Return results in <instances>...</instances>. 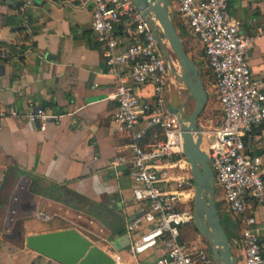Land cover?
Wrapping results in <instances>:
<instances>
[{
  "label": "crops",
  "instance_id": "1",
  "mask_svg": "<svg viewBox=\"0 0 264 264\" xmlns=\"http://www.w3.org/2000/svg\"><path fill=\"white\" fill-rule=\"evenodd\" d=\"M25 4L26 0H0V107L26 112L33 102L59 118L50 119L46 130L23 117L0 121V264H61L25 244L27 235L44 231L74 227L84 234L75 225L49 228L48 220L57 223L49 213L53 208L86 219L94 240L88 238L106 252L126 263L152 264L162 250L134 256L126 232V224L143 210L133 198L131 166L120 167L121 174L110 167L114 156H131L132 137L130 131L114 129L116 80L93 29L92 3ZM229 9L242 21V31L253 37L249 61L255 77L264 80V0H230ZM117 29L122 50L133 36L124 32L123 24ZM190 41H197L199 53L203 51L198 40ZM120 70L136 95L153 98L151 84L135 85L128 67ZM167 101L168 107H178L170 89ZM144 127L145 121H140L136 130ZM159 135V129L149 128L144 143ZM246 140L254 152L264 151V122ZM217 201L226 209L222 190ZM46 213L48 218L42 217ZM236 222L240 232L234 237V254L243 264L241 224ZM187 232L184 239L190 238Z\"/></svg>",
  "mask_w": 264,
  "mask_h": 264
},
{
  "label": "built area",
  "instance_id": "2",
  "mask_svg": "<svg viewBox=\"0 0 264 264\" xmlns=\"http://www.w3.org/2000/svg\"><path fill=\"white\" fill-rule=\"evenodd\" d=\"M89 1L94 32L104 44L108 72L116 80L114 129L130 131L132 137L131 156L120 153L110 162L118 174L120 167L131 166L133 198L143 206L140 216L126 224L132 254L160 248L162 253L152 264H215L200 233L183 238L184 227L194 222L195 183L184 155L180 120L168 107L172 66H176L164 55L153 26L162 36L161 27L154 19L152 25L134 0ZM229 2L170 0V9L179 13L187 37L202 45L196 63L220 104L221 123L212 131L201 128L202 147L209 155L226 211L240 221L243 264H264V151L254 152L246 140L264 122V80L255 77L249 61L253 37L242 31L243 23L231 13ZM32 3L26 0L25 6ZM121 24L133 36L122 50L117 33ZM167 41L164 37L166 47ZM121 66L128 67L135 85L153 86L152 99L133 92ZM11 116L40 124L43 130L50 119L59 118L33 102L26 112L0 107V121ZM140 121H145V127L136 130ZM149 128L159 129L161 137L144 143ZM112 256L116 264H130L118 254Z\"/></svg>",
  "mask_w": 264,
  "mask_h": 264
},
{
  "label": "water",
  "instance_id": "3",
  "mask_svg": "<svg viewBox=\"0 0 264 264\" xmlns=\"http://www.w3.org/2000/svg\"><path fill=\"white\" fill-rule=\"evenodd\" d=\"M136 6L153 24L158 21L162 36L155 26L154 30L164 55L171 57L163 43L165 37L180 64L179 73L174 66L172 71L189 89L196 105L189 116L183 115V109L169 105L181 123L184 155L191 165L195 183L193 201L194 224L211 248L215 264H238L234 255L230 237L222 223L217 206V185L210 158L203 149V133L198 119L208 102V90L197 63L186 51L182 36L177 29L170 9V0H134ZM25 244L28 248L51 258L61 264H116L115 258L74 227L29 234Z\"/></svg>",
  "mask_w": 264,
  "mask_h": 264
},
{
  "label": "rangeland",
  "instance_id": "4",
  "mask_svg": "<svg viewBox=\"0 0 264 264\" xmlns=\"http://www.w3.org/2000/svg\"><path fill=\"white\" fill-rule=\"evenodd\" d=\"M171 14H172L174 23L179 24L180 19L178 17L177 12L174 13L171 10ZM179 33H180V30H179ZM180 34H181L182 39H183L184 47H187V49H188V54L191 56V58L195 62H198L197 60H199L198 57H199V52H200V47H199V45H197L198 42L196 41V43H195L196 45L194 44L195 45V47H194L193 43L190 41V39L187 37L186 34H184V33H180ZM190 45H191V47H190ZM167 48L169 50L168 53H169L171 59H173V61L176 63L177 58H176L175 54L171 51L169 46ZM195 49H196V52H195ZM178 63L176 65V70L180 73L181 67H180V64H178ZM172 77L174 80V83H171V85H170L171 86L170 93H171L172 99H174V102L177 103L178 107H181L183 109V115L185 117H187L193 111V109L196 105V102L192 97H189V89L186 87V85L180 80V78L173 71H172ZM207 90H208V95H209L208 102H207L203 112L201 113L199 119H198V124H199L200 128H202L206 131H209V130L212 131V130H214V128L217 126V124L221 120V109H220V104H219L217 95L214 92V90H212L210 87L207 88ZM168 97H169V94H168ZM203 149H205V148L203 147ZM220 190L221 189L219 187H217V190H216L217 193H219ZM217 206L219 209V215L221 217L222 223H223V225H224V227H225V229H226V231L230 237V241H231L232 247L234 249L233 253H237L236 244H235V240H234V237L236 238V236H238V232H240L239 226H236L237 218L233 214L228 213L226 211V209L222 208V204L219 201H217ZM49 213L52 214L53 217L55 215V217L53 218L52 221H57L56 224H53L52 221H51L52 223H50V221L48 220V222H49L48 227L49 228L50 227L53 228V226H55L57 224L59 225V223H60V226L75 225V226L79 227L83 231V233L85 235H87V237H90L91 239L94 240V237H93L94 235H91L93 233H91L89 231L90 230L89 227L91 228V226H89L86 219L79 218V216L77 217V215H74L73 213L68 212V211H64L63 213H61V212L58 213L57 210L54 208L50 209ZM46 214H47V216H49L48 213H46ZM64 219L66 221H62V222L60 221V220H64ZM45 221H47V220H45ZM187 227H188V225H187ZM198 233H199V231H192V232H187L186 235L188 237L189 236L195 237ZM95 237H97V236H95ZM95 241H101V240L99 238L98 240H95ZM204 241H205L206 246L211 250L209 242L206 239H204Z\"/></svg>",
  "mask_w": 264,
  "mask_h": 264
},
{
  "label": "trees",
  "instance_id": "5",
  "mask_svg": "<svg viewBox=\"0 0 264 264\" xmlns=\"http://www.w3.org/2000/svg\"><path fill=\"white\" fill-rule=\"evenodd\" d=\"M175 25H176V27L178 28V30H180V33H184V34H186V32H185V30H184V28H183V25H182V21H180L179 24H175ZM180 35H181V34H180ZM185 49H186V51L188 52L187 47H185ZM200 72H201V71H200ZM206 73H209V70H207ZM201 74L204 75V73H202V72H201ZM221 120H222V111H221ZM221 120H220V122L217 124V126L220 125ZM217 194H218V193H217ZM220 203H221V202H220ZM236 226H238L237 223H236ZM184 228H185L184 231L187 229L188 232L198 231L197 228H196V226H195V224H194V222L189 223V224H188V227H187V225H186ZM190 234H191V233H190Z\"/></svg>",
  "mask_w": 264,
  "mask_h": 264
},
{
  "label": "bare ground",
  "instance_id": "6",
  "mask_svg": "<svg viewBox=\"0 0 264 264\" xmlns=\"http://www.w3.org/2000/svg\"><path fill=\"white\" fill-rule=\"evenodd\" d=\"M168 46H170L169 41H167ZM178 61L175 63V66L177 65ZM179 64V63H178Z\"/></svg>",
  "mask_w": 264,
  "mask_h": 264
}]
</instances>
